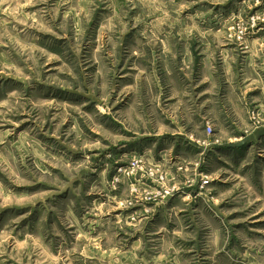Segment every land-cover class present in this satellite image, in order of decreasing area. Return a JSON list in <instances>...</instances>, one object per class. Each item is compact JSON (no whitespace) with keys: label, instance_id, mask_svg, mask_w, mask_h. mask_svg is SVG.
I'll return each instance as SVG.
<instances>
[{"label":"rangeland","instance_id":"obj_1","mask_svg":"<svg viewBox=\"0 0 264 264\" xmlns=\"http://www.w3.org/2000/svg\"><path fill=\"white\" fill-rule=\"evenodd\" d=\"M0 264H264V0H0Z\"/></svg>","mask_w":264,"mask_h":264}]
</instances>
